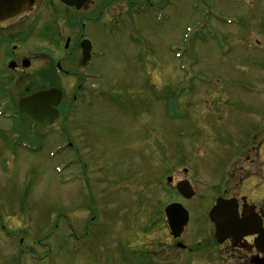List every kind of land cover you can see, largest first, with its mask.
<instances>
[{
	"label": "rangeland",
	"instance_id": "obj_1",
	"mask_svg": "<svg viewBox=\"0 0 264 264\" xmlns=\"http://www.w3.org/2000/svg\"><path fill=\"white\" fill-rule=\"evenodd\" d=\"M244 3L170 0L139 12L130 4L120 27L138 30L139 50L125 38L138 58L123 59L118 49L107 55L105 79L88 81L90 104L71 90L81 81L66 80L67 104L75 97L77 105L43 132L23 126L33 138L26 148L21 131L0 118V264L221 262L207 240L185 259L168 253L163 206L179 195L177 179L170 184L164 173L178 165V178L202 184V198L183 203L195 242L202 223L200 234H211L206 212L223 189L252 199L264 190L260 175L244 183L234 175L245 161L236 145L264 124V25ZM115 11L114 3L104 6L96 28L109 30ZM40 33L33 43L49 45L52 35ZM81 111L82 122H68Z\"/></svg>",
	"mask_w": 264,
	"mask_h": 264
},
{
	"label": "flooded vegetation",
	"instance_id": "obj_2",
	"mask_svg": "<svg viewBox=\"0 0 264 264\" xmlns=\"http://www.w3.org/2000/svg\"><path fill=\"white\" fill-rule=\"evenodd\" d=\"M162 1L163 4L155 7L156 0H142V2L139 0H68L70 4L65 0H42L31 14L24 16L14 24L0 27V105L2 102L5 103L3 110L7 119L20 125L22 130L23 126L28 124L42 127L21 113L20 98L35 91L53 87H61L68 94L65 88L66 80H71L73 76L74 79L81 81L77 85L80 91L84 87V82L90 78L98 77V80H104L105 78L102 77L107 70H103L102 65H108L107 55H111V60L117 49L123 59H137L138 52L134 53L133 49L139 50L142 43L138 37V30L133 35L129 29L120 27L122 21L130 18V4L138 12L143 11L147 5L154 6L160 11L168 6L170 0ZM243 1L246 14L256 16L257 20H260V25H264V0ZM110 3L116 5L117 11L108 19L109 30L97 29L96 26L103 22V7ZM73 16L75 18H72ZM76 23L80 24V30ZM43 31L52 36L50 35L49 45L39 47L33 43V40L40 36V32L46 35ZM125 38L132 40L136 46L134 45V48L127 46L128 40L126 41ZM84 39L91 41L90 57L87 60L88 63L81 66ZM33 72L35 74H32ZM31 74L33 77L30 83H27V77ZM66 100L67 97L63 95L57 106L59 117L68 108ZM251 129L252 134L246 138L247 142L240 149L241 152L235 155L245 158L243 165L236 162L237 169L234 172V175H238V182L241 183L257 174L264 179V164L260 159L264 157V124L253 126ZM246 147L247 149L244 150ZM179 170L171 172L173 179L176 178L178 181L187 179L184 176L176 177ZM251 173L255 174L251 175ZM260 197L258 203L252 200L247 202L246 199L240 202L242 215L253 213L259 215L262 220L263 239L260 243L256 241L257 235H248L239 241L228 240L223 244L216 243L218 249L227 254L230 264H264V190ZM184 240L188 241L187 238ZM177 243L176 239L172 238L169 243L170 249L178 247ZM192 245L191 242L186 251H194L195 248Z\"/></svg>",
	"mask_w": 264,
	"mask_h": 264
},
{
	"label": "water",
	"instance_id": "obj_3",
	"mask_svg": "<svg viewBox=\"0 0 264 264\" xmlns=\"http://www.w3.org/2000/svg\"><path fill=\"white\" fill-rule=\"evenodd\" d=\"M40 0H0V24L13 21L19 16L24 15L33 10V5L37 4ZM56 92L45 91L34 95L32 98L23 99L21 106L23 111L33 117V119H39L41 121H53L49 120V114L44 115V118H41L36 111L34 106L38 107L43 104V111L46 112L50 103L49 100L54 96ZM179 192L190 198L194 195V191L191 185L184 181L178 184ZM216 204L214 208L209 212V216L216 223L217 234L224 236L227 234H235V232H240L241 228H235L240 226L242 222L239 219L238 215V205L233 200H225L223 198H218L215 201ZM187 210L183 208L181 204L172 203L166 209V215L168 217V222L172 231V234L175 237L180 236L183 232V229L188 222Z\"/></svg>",
	"mask_w": 264,
	"mask_h": 264
},
{
	"label": "bare ground",
	"instance_id": "obj_4",
	"mask_svg": "<svg viewBox=\"0 0 264 264\" xmlns=\"http://www.w3.org/2000/svg\"><path fill=\"white\" fill-rule=\"evenodd\" d=\"M12 23V21L8 22L7 25H10Z\"/></svg>",
	"mask_w": 264,
	"mask_h": 264
}]
</instances>
